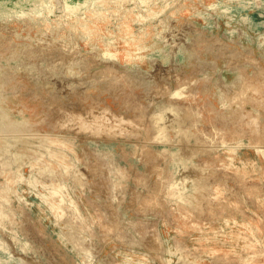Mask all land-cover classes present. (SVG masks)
Masks as SVG:
<instances>
[{"label":"rangeland","instance_id":"1","mask_svg":"<svg viewBox=\"0 0 264 264\" xmlns=\"http://www.w3.org/2000/svg\"><path fill=\"white\" fill-rule=\"evenodd\" d=\"M0 264H264V0H0Z\"/></svg>","mask_w":264,"mask_h":264}]
</instances>
